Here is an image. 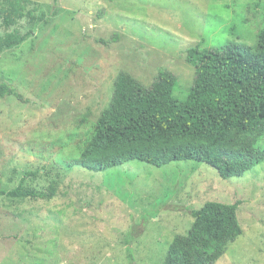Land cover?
Returning a JSON list of instances; mask_svg holds the SVG:
<instances>
[{
    "label": "rangeland",
    "instance_id": "374dc122",
    "mask_svg": "<svg viewBox=\"0 0 264 264\" xmlns=\"http://www.w3.org/2000/svg\"><path fill=\"white\" fill-rule=\"evenodd\" d=\"M32 1L42 16L33 35L0 54V88L25 100L0 97V190L39 170L28 185L43 190L60 176L61 188L50 201L0 196V264H130L126 240L136 226L137 264H163L194 222L185 209L213 201L242 202L243 234L216 264H264V163L229 180L195 161L66 169L86 147L121 71L147 87L169 71L182 99L197 73L188 51L256 47L264 0ZM29 28L26 19L10 28L0 21V42ZM116 33L121 41L99 43Z\"/></svg>",
    "mask_w": 264,
    "mask_h": 264
},
{
    "label": "trees",
    "instance_id": "16d2710c",
    "mask_svg": "<svg viewBox=\"0 0 264 264\" xmlns=\"http://www.w3.org/2000/svg\"><path fill=\"white\" fill-rule=\"evenodd\" d=\"M33 5L32 0H0L4 26L10 28L25 19L30 25L26 33H8L0 42V54L33 35L42 17ZM119 41L121 35L116 33L99 43L110 46ZM188 54L197 73L182 99L175 94L179 81L169 71L161 70L150 87L121 71L111 102L101 111L86 147L66 169L80 166L103 172L132 161L158 168L195 161L207 164L229 180L241 178L264 163V28L258 33L256 47L230 42L207 49L199 44ZM8 96L25 102L15 88H0V97ZM41 171L26 172L17 188L1 189L0 196L53 200L61 188L60 176L43 190L27 184V177L36 178ZM241 203L213 201L200 209L187 207L185 211L194 222L186 235L175 237L163 264H216L228 245L243 234L238 217ZM136 227L126 240L130 264H137L131 248L140 237L141 228Z\"/></svg>",
    "mask_w": 264,
    "mask_h": 264
}]
</instances>
